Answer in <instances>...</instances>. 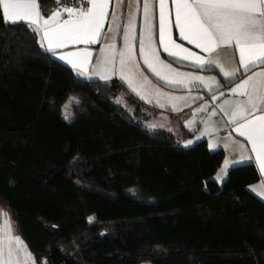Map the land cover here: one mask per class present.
<instances>
[{"label": "trees", "instance_id": "trees-1", "mask_svg": "<svg viewBox=\"0 0 264 264\" xmlns=\"http://www.w3.org/2000/svg\"><path fill=\"white\" fill-rule=\"evenodd\" d=\"M118 86L0 18V201L39 264H264L258 167L232 168L221 187L223 150L150 131Z\"/></svg>", "mask_w": 264, "mask_h": 264}, {"label": "snow or ice", "instance_id": "snow-or-ice-1", "mask_svg": "<svg viewBox=\"0 0 264 264\" xmlns=\"http://www.w3.org/2000/svg\"><path fill=\"white\" fill-rule=\"evenodd\" d=\"M52 2L59 6L54 12H49L47 4L42 8L40 0H0V8H2L0 18L7 24L28 21L32 25V30L40 33L42 40L47 42L46 50L53 56L56 55V49L67 47L69 44L99 42L112 0H83V3L89 6L79 8L67 6L73 0H52ZM171 2L175 5V25L179 29L181 38L190 44H195L208 55H197L176 44L171 40L170 33L169 39L165 40L166 26H170L171 23L169 0H155L159 8V40L169 56L191 60L193 66L201 70L219 67L224 76L229 78V82L236 79L240 68H225V63L234 61V55L221 52L222 49L234 46L239 54L238 64L245 72L257 66H264V0H171ZM152 8L151 0H143L145 35L138 43L140 54L148 68L168 85L184 87L189 84L193 87L203 85L209 91L213 87L219 88L220 82L215 81L214 78H210L213 80L212 84L205 83V77L176 72L170 65L164 64L159 59L152 39ZM45 12H49L47 18H45ZM62 13H67L68 16L63 22L60 20ZM134 20L133 15L128 23L130 31L134 26ZM124 40V50L118 53L119 69L115 67L117 56L115 45L109 44L105 46L102 59L98 61L93 75L108 81L113 75L118 74L120 79L127 81L129 87L135 92L137 87H144L143 83L136 81L137 65L133 50L136 37L126 34ZM41 46L45 47L43 43ZM91 56V51L83 49L60 55L59 59L67 61L73 69L77 70L78 75L89 77L87 65L90 63ZM231 92L233 95L246 99L235 102L231 114L224 107H221V111L229 116V122L235 126L233 131L251 144V151L255 153L260 174L264 175V71L241 79ZM167 98L170 101L185 99L171 96ZM231 103V101H225L226 105ZM204 110L205 108L198 109V111ZM215 114L214 111L212 115ZM233 143L239 142L233 141ZM239 147L241 150L244 149L243 144ZM261 187H264V181ZM0 215L4 217L3 228L0 229V264H21V253H23V264H35V258L27 251V246L18 236L12 234L8 213L0 210ZM42 264H44L43 261Z\"/></svg>", "mask_w": 264, "mask_h": 264}, {"label": "crops", "instance_id": "crops-1", "mask_svg": "<svg viewBox=\"0 0 264 264\" xmlns=\"http://www.w3.org/2000/svg\"><path fill=\"white\" fill-rule=\"evenodd\" d=\"M151 2L153 3L151 21L153 25L152 39L159 59L163 61L164 64L170 65L172 69L176 70V72L190 74L191 76L205 77V83L212 84L213 80L210 78H214L215 81L220 82L219 88L213 87L212 90L209 91V89L203 85L199 87H193L191 84L187 87L168 85L148 68L140 54L138 43L145 35L143 0H112L107 10L108 16L105 20L99 42L95 44H69L67 47L56 49V55L54 58L70 67L77 74V70L73 69L67 61L60 60L59 56L87 49L92 52V56L89 58L90 63L87 65L89 77H91L90 79L101 80L99 77L93 75V71L96 69L98 61L102 59V52L105 49V46L109 44L115 45V52L117 53L115 67L119 69L118 53L124 50V36L126 34L135 36L136 40L133 42L135 44L133 50L137 65L135 68L136 81L138 83H143L144 87H137V90L134 92L132 88L129 87L127 81L121 80L118 74L113 75L108 81H101L107 83L118 82V88L120 87L121 90H125L123 92L124 96L130 99H133V97L137 98L136 108H138L139 105L143 112L144 110L142 106H149L148 112L144 113L147 115V118L154 123L155 128L159 129L156 131L171 133L172 136H174V132H180L184 137L185 135H189L191 131L198 132L200 136L201 132H204L201 140L207 142L209 146L208 148H210L211 151H224L225 157L223 158V166L219 169L221 172L220 178L224 175H228L229 170L237 166L255 164L259 170V165L255 161V153L251 151V144L245 140L244 137L233 131L235 126L229 122V116L224 115V112L221 111V107H224L225 110L231 114V111L235 107V102L244 101L246 99L239 95H233L231 89L235 87L236 83H239L241 79H246L254 73L264 71V66H257L248 72H245L238 64L239 54L235 47L233 46L232 48L222 49L221 52H226L228 55H234V61L232 63H225V68H240V71L236 74V79L233 82H229V78L224 76L219 67H212L210 69L205 68L201 70L194 67L191 60H183L179 57L169 56L168 53L164 51V46L159 40V8L155 3V0H151ZM56 10L57 8L52 12ZM169 11L171 13V23L170 26H166L165 40L167 41L169 39L170 33L171 40L175 41L176 44L181 45L183 48H186L197 55L207 56L208 54L197 48L195 44H190L187 40L181 38L179 29L175 25V5L171 0H169ZM133 15L135 16L134 26L130 31L128 23ZM67 18V13H62L60 20L63 22V20ZM23 23L31 25L28 21H24ZM38 35L40 44L43 43L45 45L43 48L46 49L47 42L42 40L40 33H38ZM169 47L171 48V45H169ZM172 50L178 51L177 49ZM221 93H224V95H221ZM169 96L184 97L185 99L175 100L178 101V103H173L174 101H170L167 98ZM157 101H159V103H157ZM168 101H170V103H168ZM225 101H231L232 103L226 105ZM202 106L205 107V110L202 111V113L194 112L197 107ZM180 107L182 108L178 112L172 113V108ZM214 111H216L215 115L220 120L219 124L206 121ZM256 115H260V113H256ZM230 135L231 138H229ZM233 141L239 143H233ZM240 144L244 145L243 150L240 149ZM247 157H251L252 159H248ZM225 165H227V167H225ZM262 181H264V175H261L260 182L251 185L250 189L255 195L264 200V187H261Z\"/></svg>", "mask_w": 264, "mask_h": 264}, {"label": "rangeland", "instance_id": "rangeland-1", "mask_svg": "<svg viewBox=\"0 0 264 264\" xmlns=\"http://www.w3.org/2000/svg\"><path fill=\"white\" fill-rule=\"evenodd\" d=\"M83 78L89 79L88 77H83ZM108 83H112V82H108ZM120 90L121 89L119 87L118 90L116 91V102L122 104L129 112L133 113L135 111V109H136V106H137L136 105L137 98H134V97H133V99L126 98L124 96V94H123V92L125 90L124 89H122L121 91ZM75 101H76V99H72V102H75ZM168 103H170V101H168ZM173 103H178V101H174ZM71 105H72V103L69 102V104L64 107V112L63 113H64V117L67 120H72L74 118L73 110H72ZM142 107H143V110H144L145 113L148 112L149 106H142ZM181 108L182 107H180V108H172L171 109L172 113L178 112ZM201 108H205V107L204 106L197 107L196 111H194V112L195 113H202V111H198V109H201ZM206 121H208L209 123H214V122L217 123V124L220 123V120L216 117V115H210V117ZM145 124L149 128L150 131L155 132L156 130H159L158 128H155L154 123L151 122V120L148 119V118H147ZM202 135H204V132H201V136H200V134L198 132L196 133L195 131H191L189 135H185V137H184V136L181 135L180 132H174L175 139L177 141H179L181 143V145L186 147V148L192 147L197 142L201 141V137H203ZM190 141H191V143H189ZM220 175H221V172L218 171L216 179L219 181L218 184H220L221 187H223V182L226 179L227 175L222 176V178H220L221 177ZM0 210H3V211L8 213V215H9V217L11 219L12 234L15 235V236H18L23 241L24 245L27 246V251L30 252L31 255L35 258V264H39V262L37 261L34 253L30 250L27 242L25 241V239L21 235V233H20V231L18 229V226H17V222H16L15 218L13 217L12 213L10 212L9 208L4 203H2L1 201H0ZM91 220H93V219H91ZM3 224H4V217L2 215H0V229L3 228ZM21 264H23V253H21Z\"/></svg>", "mask_w": 264, "mask_h": 264}, {"label": "built area", "instance_id": "built-area-1", "mask_svg": "<svg viewBox=\"0 0 264 264\" xmlns=\"http://www.w3.org/2000/svg\"><path fill=\"white\" fill-rule=\"evenodd\" d=\"M67 6H69V7H77V8H79V7H81V6L86 7L87 4H84V3H83V0H73V2H72L71 4H68ZM58 7H59V6L56 4L55 8L58 9Z\"/></svg>", "mask_w": 264, "mask_h": 264}]
</instances>
